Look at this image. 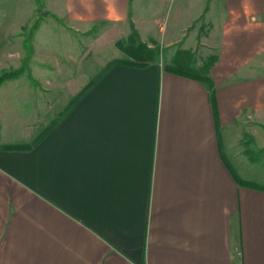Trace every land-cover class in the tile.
Instances as JSON below:
<instances>
[{"label": "crops", "instance_id": "crops-1", "mask_svg": "<svg viewBox=\"0 0 264 264\" xmlns=\"http://www.w3.org/2000/svg\"><path fill=\"white\" fill-rule=\"evenodd\" d=\"M198 1L182 0L166 25L134 0H49L51 31L85 46L100 24L131 19L172 53L87 72L67 70L79 55L68 51L56 73L43 53L46 85L0 86V146L43 132L30 150L0 148V264H264V189L243 183L264 186V0ZM35 18L19 25L23 43ZM44 26L33 45L48 47ZM201 47L217 57L212 91L166 69ZM83 72L95 82L73 101Z\"/></svg>", "mask_w": 264, "mask_h": 264}, {"label": "rangeland", "instance_id": "rangeland-1", "mask_svg": "<svg viewBox=\"0 0 264 264\" xmlns=\"http://www.w3.org/2000/svg\"><path fill=\"white\" fill-rule=\"evenodd\" d=\"M181 2L182 0H177L175 3L168 1L165 5L163 1L159 0H143L141 4L139 0H134L133 8L135 12L140 14H143L145 12L148 13L152 10L157 11V13L159 14L158 16L166 17L164 21L165 24L168 25L171 21L170 16H172L174 12L173 8L179 6ZM198 3H200V6H202L201 0L198 1ZM36 5L38 11V4L37 2L35 3V0H0V74L4 70H15L23 65L24 59L27 57L28 52L27 47L25 46L23 41L17 38V33L19 32L18 30H20V23L23 22V24H26L27 19L31 16L41 18L40 22H43V26L45 24L43 33H45V37H47L49 42L48 47H45L44 43H42V39H39L38 41L36 39L35 41H33L36 45H33L34 53L30 60V66L32 67L33 73L35 74L34 76L37 80V86H41V83L43 85H46V78L44 79L43 76L46 75L45 72L47 71L41 68V59L43 57V53L50 54V57L43 61H45V63L48 65V69L50 70V72L53 70L54 73L58 71L57 65L59 64V60L62 59V57H65L66 52L68 51L73 53L79 52V55L76 56L77 61H71V63H68L69 65L72 64V69H67L68 71H72L73 68L76 71L78 69H81V66H85L86 69H88L87 72H89V70H91L95 66L96 71H101L103 68L102 65H108L112 60H115L117 58H130L125 49L128 38L132 32L130 19L129 22L123 24H100V27L96 28L95 30V32L97 33L96 39H94V41L92 42L89 41L85 46L84 43L86 42L87 38L83 35L82 38L84 37L85 40H83L82 38L79 39L78 37L76 38V36H73L72 33H69L63 29L59 31L60 33L57 30L51 31V29L55 28V25L57 27V22L55 21L53 16L39 14L38 12L36 14L34 10ZM47 6H49V0H42L41 9L45 11ZM36 18L31 21L32 24L34 23ZM146 24L148 26L150 25L149 22ZM152 28L154 31L155 26ZM84 46L85 49L91 48L92 52L94 53L90 55L84 54ZM208 52L211 51H208L206 48H202L199 50L197 63L199 58L200 67L208 62L212 57H214H205ZM171 53L172 52L169 49H163L159 61L163 63V58L166 61V59L170 58ZM55 57H58L59 60L57 61ZM90 64H93L94 67L89 66ZM92 78L93 76L89 77V75H86L83 72L79 83L80 90L84 88ZM30 80L26 76H23L19 79L9 80L6 83L10 85H19L22 87L34 86V83ZM61 81L62 78H50L47 81V85H54L55 82ZM49 88H53V86H49ZM28 105L27 112L29 111ZM26 121L27 120L25 118H19L18 126L15 127V130L23 132Z\"/></svg>", "mask_w": 264, "mask_h": 264}, {"label": "trees", "instance_id": "trees-1", "mask_svg": "<svg viewBox=\"0 0 264 264\" xmlns=\"http://www.w3.org/2000/svg\"><path fill=\"white\" fill-rule=\"evenodd\" d=\"M38 4V13L44 14V15H52L57 20H60L59 17L56 15L44 11L41 9L42 0H36ZM41 18L38 17L34 21L31 27H25L24 32H26V38L24 41L25 46L27 47V57L24 59L23 65L15 70H4L0 74V86L7 80L19 78L24 74H27L29 78L32 80V82L37 85V80L33 77L31 68H30V60L34 53V47L32 44V37L34 32L38 29L40 25ZM130 26L132 29V32L128 38L127 45L125 47L126 52L130 56V58L125 59H115L112 60L104 69L107 70L108 68H111L115 65L121 64V65H130V66H137V67H145L149 65L152 62L157 61L161 54L162 49L160 46L150 47L147 43L143 42L140 38L139 32L136 29V26L134 22L130 19ZM29 31V32H28ZM217 60V57H212L208 62H206L201 67L196 66V58L195 53L189 50H183L179 49L176 52V55L173 58V61L170 65L166 66V69L182 75L194 78L196 80L201 81L206 86L209 87L210 91L214 89V82L212 78L210 77V70ZM95 80L90 81L82 90L81 92L73 99V101L78 100L81 96H83L88 88L94 84ZM72 101V102H73ZM54 125V123L52 124ZM52 127V126H51ZM51 127H48L44 132L49 130ZM43 132L38 135L31 143L27 144H12V145H3L0 146V148L5 150H30L33 148L38 142L40 141L42 137ZM249 186L264 189V186H260L253 182H243Z\"/></svg>", "mask_w": 264, "mask_h": 264}]
</instances>
